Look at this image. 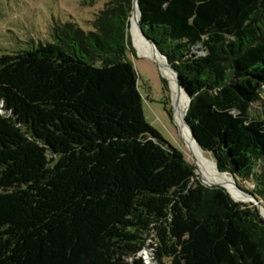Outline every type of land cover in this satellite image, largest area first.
Segmentation results:
<instances>
[{"label":"trees","instance_id":"1","mask_svg":"<svg viewBox=\"0 0 264 264\" xmlns=\"http://www.w3.org/2000/svg\"><path fill=\"white\" fill-rule=\"evenodd\" d=\"M139 4L198 144L264 206V0ZM133 9L107 0L94 30L59 24L57 42L0 55V264H146V249L158 264H264L257 206L203 183L147 121Z\"/></svg>","mask_w":264,"mask_h":264},{"label":"rangeland","instance_id":"2","mask_svg":"<svg viewBox=\"0 0 264 264\" xmlns=\"http://www.w3.org/2000/svg\"><path fill=\"white\" fill-rule=\"evenodd\" d=\"M106 2L107 0H0V55L31 50L40 43L57 42L59 24L74 22L86 31L94 30L93 21L96 14ZM130 41L135 54L129 51L128 55L139 75V86L144 97L147 121L165 142L179 149L194 165L196 176L203 183L211 186L201 175L198 162L180 132L175 120L170 82L164 75L159 62L140 52L134 43L131 29ZM164 80L169 92L165 90ZM168 94L171 98L170 103H167ZM262 97V102L255 106L254 114L264 111V93ZM170 109H172V116L169 113ZM206 155L214 159L211 153L206 152ZM244 194L245 200H235L250 207L256 205L258 213L264 219V207H258L250 195ZM140 257L144 258L146 264H158L149 249L144 250Z\"/></svg>","mask_w":264,"mask_h":264},{"label":"bare ground","instance_id":"3","mask_svg":"<svg viewBox=\"0 0 264 264\" xmlns=\"http://www.w3.org/2000/svg\"><path fill=\"white\" fill-rule=\"evenodd\" d=\"M140 18V9L136 3L134 5L130 25L134 43L138 46L142 54L148 55L159 62L164 75L169 80L175 108V120L183 138L198 162L201 175L209 185L222 184L229 189L234 199L245 200L246 195L237 188L234 177L229 173H221L218 170L214 159L207 156L206 152L194 140L191 129L186 123V115L189 109V98L184 89L179 85L177 74L169 67L166 58L159 53L158 49L151 41L144 37L140 28Z\"/></svg>","mask_w":264,"mask_h":264},{"label":"water","instance_id":"4","mask_svg":"<svg viewBox=\"0 0 264 264\" xmlns=\"http://www.w3.org/2000/svg\"><path fill=\"white\" fill-rule=\"evenodd\" d=\"M136 3H137L138 6H139L140 14H141V18H142V11H141V8H140L139 0H134V5H135ZM141 18H140V28H141V31H142L144 37H145L147 40L151 41V42L154 44V46L158 49V47H157L155 41H154L153 39H151L150 37H148V36L146 35V33L144 32V29H143L142 24H141ZM158 51H159V53H160L163 57L166 58V61H167L168 65H169V67H170L172 70H174V71L176 72L177 77H178V83H179V85L184 89V91L186 92V94H187V96H188V98H189V107H190V104H191V95L187 92V90L185 89L184 85L181 83L180 78H179V73H178V71H177V70H176V69L170 64L168 58H167L164 54H162L161 51H160L159 49H158ZM186 123H187V125L190 127V129H191L192 136H193L194 140L197 142L196 137H195L194 132H193V129H192L191 126L188 124L187 120H186ZM197 143H198V142H197ZM214 159H215V158H214ZM215 161H216V160H215ZM216 165H217L218 170H219L221 173H227V172H222V171L220 170L217 161H216ZM233 177H234V176H233ZM234 179H235V178H234ZM235 182H236V185H237L238 189L241 190L242 192H244V193L250 195V197H251V198L257 203L258 207L262 206V204H261V202L259 201V199H258V198H257L252 192L247 191V190H245V189L239 187V185L237 184L236 179H235ZM211 186H222V187L226 188V187H225L224 185H222V184L211 185ZM226 189H227V191L231 194V192L229 191V189H228V188H226ZM231 196H232V194H231ZM232 197H233V196H232ZM233 199H234V198H233ZM234 200H235V199H234ZM235 201H236V200H235Z\"/></svg>","mask_w":264,"mask_h":264},{"label":"built area","instance_id":"5","mask_svg":"<svg viewBox=\"0 0 264 264\" xmlns=\"http://www.w3.org/2000/svg\"><path fill=\"white\" fill-rule=\"evenodd\" d=\"M142 253V252H141ZM141 253H140V255H141ZM152 254V253H151Z\"/></svg>","mask_w":264,"mask_h":264}]
</instances>
